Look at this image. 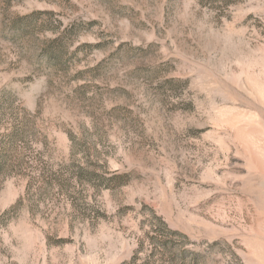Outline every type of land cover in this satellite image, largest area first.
<instances>
[{
    "label": "rangeland",
    "instance_id": "1",
    "mask_svg": "<svg viewBox=\"0 0 264 264\" xmlns=\"http://www.w3.org/2000/svg\"><path fill=\"white\" fill-rule=\"evenodd\" d=\"M0 264H264V0H0Z\"/></svg>",
    "mask_w": 264,
    "mask_h": 264
}]
</instances>
